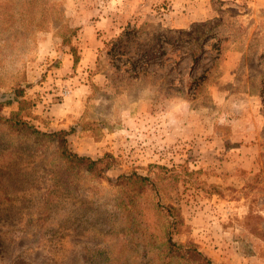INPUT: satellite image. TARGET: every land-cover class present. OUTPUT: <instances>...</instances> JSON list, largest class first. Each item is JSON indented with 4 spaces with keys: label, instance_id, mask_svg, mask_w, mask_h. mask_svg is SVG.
I'll use <instances>...</instances> for the list:
<instances>
[{
    "label": "rangeland",
    "instance_id": "1",
    "mask_svg": "<svg viewBox=\"0 0 264 264\" xmlns=\"http://www.w3.org/2000/svg\"><path fill=\"white\" fill-rule=\"evenodd\" d=\"M85 27L95 69L79 65ZM80 84L69 149L113 164L92 173L58 138L0 122V264H163L170 237L264 264V0H0V96L23 89L24 117L51 132L39 104ZM135 174L151 179L142 193Z\"/></svg>",
    "mask_w": 264,
    "mask_h": 264
},
{
    "label": "trees",
    "instance_id": "2",
    "mask_svg": "<svg viewBox=\"0 0 264 264\" xmlns=\"http://www.w3.org/2000/svg\"><path fill=\"white\" fill-rule=\"evenodd\" d=\"M79 58L74 56V66L77 65ZM22 97V99H19ZM23 89H19V93L15 96L11 94L0 96V122L6 125L9 129L17 132H26L32 133L36 137H53L59 139V151L61 153V157L66 159L70 163H75L77 165H82L90 172H97L99 169L101 171L104 168H108L112 166V161H105L106 158L112 157L111 154H106L103 158L93 159L91 157L82 156L76 152H73L69 149L68 146V136L71 134V131L65 130V128L56 129L51 132H43L39 128L33 126L28 119L24 117L25 108L28 106L29 102L25 100ZM11 100L18 102V109L13 111L10 116H4L1 113V110L5 103L10 102ZM101 164H104L102 168H99ZM126 180L131 184H135V189L138 190L139 193H142L144 189H146L151 179L149 176H141V175H131L130 177H126ZM166 213L169 216L172 224L176 225L180 221L179 209L175 206H168L165 208ZM176 222V223H175ZM172 237L169 238L171 243V248L164 259L163 264H175L176 261L179 264H216L213 263L204 253H202L197 247H189V246H176L172 242Z\"/></svg>",
    "mask_w": 264,
    "mask_h": 264
},
{
    "label": "crops",
    "instance_id": "3",
    "mask_svg": "<svg viewBox=\"0 0 264 264\" xmlns=\"http://www.w3.org/2000/svg\"><path fill=\"white\" fill-rule=\"evenodd\" d=\"M94 28L85 27L81 29L80 34H90L92 37L90 38V43H84V51L82 52L81 60H80V68L82 69H95L97 64V55L93 53L94 47L96 46V38L93 37ZM93 41V42H92ZM99 44V43H98ZM62 69L66 74L69 71V68L74 67V61L72 55L69 53L64 55ZM93 81L96 82L97 85H106L108 84L107 74L97 71L93 77ZM88 91V86L86 84H80L72 89L71 95L62 96L61 92L58 95H61L59 99L56 98V102L50 105H46V103L51 100V95H57L55 93L49 94L47 98L42 101L40 106V111L42 113V117L46 120V123L51 127H59V128H67L71 124L76 123L75 121L80 117L83 113L84 107V94ZM57 97V96H56ZM45 108H48L49 111H42ZM79 132H82L81 128H78ZM227 150V149H226ZM228 155H226L227 158ZM251 159V157H239V159H234L231 162L232 166L237 169L243 167L244 162Z\"/></svg>",
    "mask_w": 264,
    "mask_h": 264
}]
</instances>
